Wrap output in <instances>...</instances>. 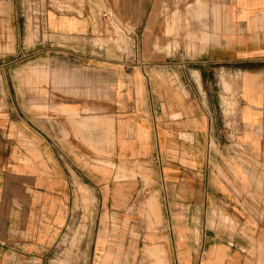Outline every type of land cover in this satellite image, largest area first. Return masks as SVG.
<instances>
[{
    "label": "crops",
    "instance_id": "0c3cea01",
    "mask_svg": "<svg viewBox=\"0 0 264 264\" xmlns=\"http://www.w3.org/2000/svg\"><path fill=\"white\" fill-rule=\"evenodd\" d=\"M28 1L41 17L30 43ZM49 1L0 0L2 62L15 65L0 110V264H40L83 220L87 190L84 233H98L102 262L120 253L104 235L140 224L156 264H264V0L211 7L201 37L191 29L201 50H184L178 22L146 21L134 60L96 50L108 10Z\"/></svg>",
    "mask_w": 264,
    "mask_h": 264
},
{
    "label": "rangeland",
    "instance_id": "374dc122",
    "mask_svg": "<svg viewBox=\"0 0 264 264\" xmlns=\"http://www.w3.org/2000/svg\"><path fill=\"white\" fill-rule=\"evenodd\" d=\"M42 2V4H46V0H42ZM221 2L222 0H50L49 4L61 14L74 11L81 14L84 8L90 9V11H94L95 8L108 10L109 16L112 17L110 21L99 22L94 30L93 44L97 47L96 50L111 55L113 54L112 49H116L120 53L130 54L131 60H134L140 56L138 50L141 52L142 49L141 33L143 25L149 20L157 25L162 23L164 29L169 23L178 22L176 28L179 34L178 40L183 44L184 50L186 49L188 52L192 47H196V44H199L198 49L201 50L204 47L202 45L204 39H198L197 36L192 37L191 29L195 28V34L197 33L201 37L203 31L207 29V26H203V22L207 25L208 19L211 17V14L208 13L209 10L211 11V7L221 4ZM128 6L133 7V14L126 13ZM198 6L205 9V14L198 15L196 13ZM24 10L21 21L24 23L27 41L30 43L32 38L38 36V23L41 21V17L37 4L30 1L26 3ZM49 16L53 18V13H49ZM132 25H136L135 30L127 29ZM130 31H134L137 35L136 38L134 37V41H128ZM10 36V31L0 30V110L3 109L6 98L9 102L15 100L12 88L9 93H6L8 90L5 91L7 85L12 87L14 84L15 65L2 62L6 49L4 43ZM169 36L174 40L175 35ZM177 43L179 44L178 41ZM155 49L158 50L159 47L155 46ZM56 56H58L59 63L62 64L63 53L56 52ZM219 80L222 79L214 78L213 82L217 84ZM232 85L234 86L236 83L232 81ZM250 160L260 165L258 158ZM140 176L146 182V175L141 174ZM94 203L95 198L87 190L86 196L83 198L85 212L83 220L74 227V232L60 233L51 252L43 256L40 264H107L100 260L101 252L96 250L98 233H84L88 229L85 220L87 216L94 213ZM122 228L126 229V227ZM139 229H141L140 224H133L130 225V233H112L111 242H107L108 234L104 235L106 241L103 246L107 250L120 249L118 264H156L155 256L145 250L149 241L145 238L144 233L139 232Z\"/></svg>",
    "mask_w": 264,
    "mask_h": 264
},
{
    "label": "built area",
    "instance_id": "2783aa9c",
    "mask_svg": "<svg viewBox=\"0 0 264 264\" xmlns=\"http://www.w3.org/2000/svg\"><path fill=\"white\" fill-rule=\"evenodd\" d=\"M103 16H106V13H103Z\"/></svg>",
    "mask_w": 264,
    "mask_h": 264
}]
</instances>
